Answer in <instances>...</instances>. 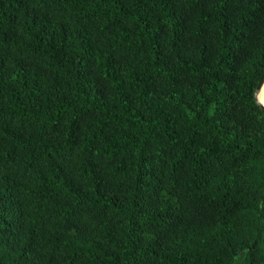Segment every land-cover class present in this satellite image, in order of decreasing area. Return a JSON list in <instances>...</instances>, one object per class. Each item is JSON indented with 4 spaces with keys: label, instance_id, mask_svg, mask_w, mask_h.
Segmentation results:
<instances>
[{
    "label": "trees",
    "instance_id": "1",
    "mask_svg": "<svg viewBox=\"0 0 264 264\" xmlns=\"http://www.w3.org/2000/svg\"><path fill=\"white\" fill-rule=\"evenodd\" d=\"M264 0H0V264H264Z\"/></svg>",
    "mask_w": 264,
    "mask_h": 264
},
{
    "label": "water",
    "instance_id": "2",
    "mask_svg": "<svg viewBox=\"0 0 264 264\" xmlns=\"http://www.w3.org/2000/svg\"><path fill=\"white\" fill-rule=\"evenodd\" d=\"M263 88H264V70L261 73V76L258 80L256 89H255V100H256L257 104L259 105L260 109L262 110V112L264 113V104H263L262 98H261Z\"/></svg>",
    "mask_w": 264,
    "mask_h": 264
},
{
    "label": "bare ground",
    "instance_id": "3",
    "mask_svg": "<svg viewBox=\"0 0 264 264\" xmlns=\"http://www.w3.org/2000/svg\"><path fill=\"white\" fill-rule=\"evenodd\" d=\"M261 98H262V102H263V104H264V88H263V92H262V96H261Z\"/></svg>",
    "mask_w": 264,
    "mask_h": 264
}]
</instances>
